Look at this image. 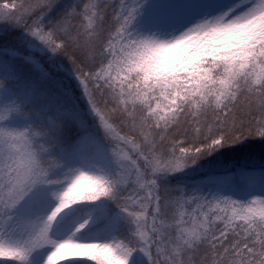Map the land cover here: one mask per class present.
I'll return each instance as SVG.
<instances>
[{
  "label": "snow or ice",
  "instance_id": "obj_1",
  "mask_svg": "<svg viewBox=\"0 0 264 264\" xmlns=\"http://www.w3.org/2000/svg\"><path fill=\"white\" fill-rule=\"evenodd\" d=\"M256 142L264 0H0V264H264Z\"/></svg>",
  "mask_w": 264,
  "mask_h": 264
},
{
  "label": "trees",
  "instance_id": "obj_2",
  "mask_svg": "<svg viewBox=\"0 0 264 264\" xmlns=\"http://www.w3.org/2000/svg\"><path fill=\"white\" fill-rule=\"evenodd\" d=\"M62 2H66V0H62ZM12 38L9 37V42H11ZM70 67V66H68ZM25 71H27L25 69ZM245 152L250 154L248 163H259L260 157L262 154H264V145L260 144L259 142H256L254 144H251L247 149H245ZM203 163V162H202ZM236 163H243V161L238 160L237 154H227L224 157L218 158V161H212L213 170L220 171L222 170L218 165L223 164H236ZM207 168L208 165H205ZM198 177H192V179H196Z\"/></svg>",
  "mask_w": 264,
  "mask_h": 264
}]
</instances>
